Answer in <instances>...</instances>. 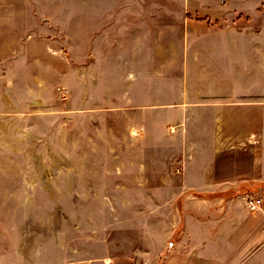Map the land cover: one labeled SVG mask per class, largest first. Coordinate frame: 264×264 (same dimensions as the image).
Returning <instances> with one entry per match:
<instances>
[{
    "label": "rangeland",
    "instance_id": "374dc122",
    "mask_svg": "<svg viewBox=\"0 0 264 264\" xmlns=\"http://www.w3.org/2000/svg\"><path fill=\"white\" fill-rule=\"evenodd\" d=\"M45 1L0 0V264H264V188L233 173L231 119L258 108L205 93L238 32L210 0H145L152 29L25 27Z\"/></svg>",
    "mask_w": 264,
    "mask_h": 264
},
{
    "label": "crops",
    "instance_id": "0c3cea01",
    "mask_svg": "<svg viewBox=\"0 0 264 264\" xmlns=\"http://www.w3.org/2000/svg\"><path fill=\"white\" fill-rule=\"evenodd\" d=\"M44 3L48 10H31L32 15L42 16L35 21L30 17L31 21L24 22L29 25L25 27L50 28L54 24L62 30L128 29L131 26L152 29L158 18L155 13L148 14L145 0H88L86 3L81 0H46ZM209 3L210 6L200 9L201 13L213 15L217 29L230 28L239 36L217 39L216 63L220 69L211 75L219 79V84L208 88L205 93L232 95L228 97L236 99L232 105L258 108V113L248 111L247 117L236 114L231 119L233 126L246 127L239 131L242 133L239 141H248L247 147L250 148L246 165L242 161L235 162L233 173L248 174L259 188H264V0H210ZM189 10L183 8L182 12L188 13ZM9 24L8 28H16L13 22ZM32 24L35 25L30 26ZM251 31H263V35L258 33L257 36ZM253 135L258 136L259 145L252 143ZM245 167L247 172H242Z\"/></svg>",
    "mask_w": 264,
    "mask_h": 264
},
{
    "label": "built area",
    "instance_id": "2783aa9c",
    "mask_svg": "<svg viewBox=\"0 0 264 264\" xmlns=\"http://www.w3.org/2000/svg\"><path fill=\"white\" fill-rule=\"evenodd\" d=\"M247 204H248V207L251 209V210H256L258 208L261 207V204H262V198L260 197H255V196H252V197H249L247 199Z\"/></svg>",
    "mask_w": 264,
    "mask_h": 264
}]
</instances>
